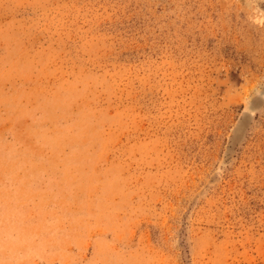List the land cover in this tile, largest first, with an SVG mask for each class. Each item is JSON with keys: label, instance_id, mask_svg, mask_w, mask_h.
I'll return each mask as SVG.
<instances>
[{"label": "rangeland", "instance_id": "obj_1", "mask_svg": "<svg viewBox=\"0 0 264 264\" xmlns=\"http://www.w3.org/2000/svg\"><path fill=\"white\" fill-rule=\"evenodd\" d=\"M0 264H264V0H0Z\"/></svg>", "mask_w": 264, "mask_h": 264}]
</instances>
